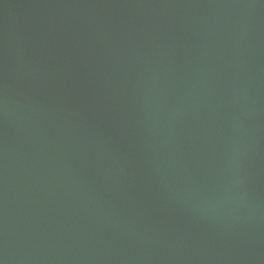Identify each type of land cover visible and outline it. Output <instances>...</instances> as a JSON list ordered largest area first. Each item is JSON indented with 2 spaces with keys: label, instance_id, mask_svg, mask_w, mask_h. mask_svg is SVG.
Returning <instances> with one entry per match:
<instances>
[{
  "label": "water",
  "instance_id": "1",
  "mask_svg": "<svg viewBox=\"0 0 264 264\" xmlns=\"http://www.w3.org/2000/svg\"><path fill=\"white\" fill-rule=\"evenodd\" d=\"M0 264H264V0H0Z\"/></svg>",
  "mask_w": 264,
  "mask_h": 264
}]
</instances>
